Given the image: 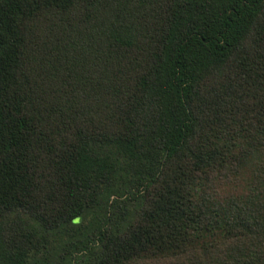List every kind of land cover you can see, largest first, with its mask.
Listing matches in <instances>:
<instances>
[{
  "label": "trees",
  "instance_id": "1",
  "mask_svg": "<svg viewBox=\"0 0 264 264\" xmlns=\"http://www.w3.org/2000/svg\"><path fill=\"white\" fill-rule=\"evenodd\" d=\"M0 264H264V0H0Z\"/></svg>",
  "mask_w": 264,
  "mask_h": 264
}]
</instances>
